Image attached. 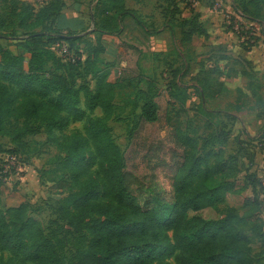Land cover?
Segmentation results:
<instances>
[{"label": "rangeland", "instance_id": "1", "mask_svg": "<svg viewBox=\"0 0 264 264\" xmlns=\"http://www.w3.org/2000/svg\"><path fill=\"white\" fill-rule=\"evenodd\" d=\"M65 1L63 12L54 17L52 26H71L69 16L74 14L75 18H83L86 25L72 31L85 34L71 49L65 43L54 47L62 59L48 62L45 68H56L76 87L85 83L93 88L95 80L90 72L84 71V62L87 44L93 43L97 36L90 31L95 28L90 20L95 0ZM45 2L47 0L28 3L37 11ZM221 3V10L215 11L210 0H126L127 6L136 8L142 24L126 18L123 20L125 32L120 36L103 35L105 50L99 55L103 61H97L95 66L106 74L107 80L116 84L114 114L108 124L123 153L126 169L144 183H156L164 190L166 199H170L171 167L153 168L144 157L146 146L152 147L164 138L158 153L171 166L173 158L181 159V151L177 150L178 155L173 156L174 147L167 141L170 129L176 127L196 141L192 150L195 155L203 156L221 148L226 163L235 166L231 179L236 191L228 192L225 201L216 208H205L195 214L203 219H215L230 208L245 215L251 211V218L242 230L250 235V255L255 264H264V244L249 229L252 222L264 224V68L252 64L246 55L251 48H246L248 45L231 27L235 20L251 22L247 18L250 16L256 21L249 31L261 33L264 25L259 27L258 24L264 15V5H259L257 13L248 0H221ZM223 13L230 16V24ZM60 23L62 26H58ZM132 26L135 30H131ZM191 28L197 31L186 40L184 33ZM0 30L12 31L11 28ZM150 30L157 31L149 35ZM255 37L257 42H264L262 34ZM0 42L17 53V39L3 38ZM143 76H147L148 81ZM203 81L205 90L201 92ZM212 90H217L218 94L210 97ZM141 91H148L146 95L158 104L160 119L145 123L130 139L128 129L138 117L143 102ZM43 103L49 108L54 103V95ZM78 109V117L66 119L52 134L46 132L43 123H31L33 132L24 136L22 147L12 145L7 136L0 135L5 151L16 148L21 153L18 160L0 153V165L9 170L1 186L0 206L8 218L11 205L21 203L27 215L41 222L64 264H76L77 255L88 246L92 237L90 229L99 221V216L74 211L71 207L66 211L63 199L77 194L78 190L63 167L66 148L58 142L71 136L84 142L82 176L95 179L99 186L98 200L109 203V198L103 195L107 186L104 163L88 132V120L101 112L98 108L89 111L82 103ZM152 172L154 177H151ZM168 234L171 237V231ZM176 254L175 248H167L162 262L176 264Z\"/></svg>", "mask_w": 264, "mask_h": 264}, {"label": "trees", "instance_id": "2", "mask_svg": "<svg viewBox=\"0 0 264 264\" xmlns=\"http://www.w3.org/2000/svg\"><path fill=\"white\" fill-rule=\"evenodd\" d=\"M248 3L259 13V5H264V0H248ZM63 7L64 0H47L37 11L24 0H0V29H12L6 33L0 30V40H18L15 54L0 42V135L7 136L12 145L22 147L24 136L33 132L31 123H43L46 132L52 134V130L61 128L66 119L78 117L80 103L89 111L100 110V115L88 120V132L104 163L107 186L103 195L109 198L108 204L98 200L97 181L82 176L84 142L76 136L58 142L66 148L63 167L78 190L77 194L63 199L66 211L71 207L74 211L99 216V221L90 229L92 237L88 246L77 255L76 264H168L162 262V258L170 247L177 250L176 264H255L250 255V235L242 230L251 218V211L245 215L230 208L215 219H203L195 214L205 208H216L225 201L228 192L236 191L231 179L235 166L226 163L221 148L203 156L195 155L192 150L196 141L172 127L167 141L174 147L173 156L178 155L177 150L181 151V159L173 158L170 166L158 153L164 138L152 147L147 145L144 157L153 168L171 167L170 199H166L164 190L156 183H144L126 169L123 153L108 124L114 114L116 84L107 80L106 74L96 69L95 63L103 61L99 57L105 50L103 35L122 34L125 18L142 24L136 10L126 7L125 0H96L91 20L95 28L90 31L97 36L93 43L87 44L84 62V71L90 72L95 80L91 88L85 83L76 87L56 68H45L48 62L62 59L54 47L65 43L71 49L85 34L73 32L70 27L52 26L54 17ZM261 17L260 26L264 25V15ZM247 18L256 21L250 16ZM263 28L261 34L264 37ZM156 31L147 33L153 35ZM196 31L191 28L184 33L186 40ZM254 44L248 43L246 48ZM142 78L148 81L147 76ZM204 82L200 85L201 92L205 90ZM140 93L144 95L141 97L143 102L138 117L128 129L130 139L145 123L160 119L158 104L146 95L148 91ZM51 94L54 103L48 108L43 100ZM219 145L221 147V143ZM16 150L5 151L0 144V153L20 157L21 153ZM7 175L0 165V196ZM154 176L152 172L151 177ZM263 228L262 222L249 225L264 244ZM0 264L64 262L41 222L27 215L19 204L9 209L8 218L0 206Z\"/></svg>", "mask_w": 264, "mask_h": 264}, {"label": "crops", "instance_id": "3", "mask_svg": "<svg viewBox=\"0 0 264 264\" xmlns=\"http://www.w3.org/2000/svg\"><path fill=\"white\" fill-rule=\"evenodd\" d=\"M24 1H27L29 3L30 2L33 3V0H24ZM69 1L70 0H66L65 3H68ZM76 1H79V0H76ZM94 4H96V0L94 1ZM125 6L128 7V8L134 9V10L136 9V8H132L130 6H127L126 0H125ZM63 8H62L61 12H63ZM72 8H74L73 11H76L75 8H77V7H76V5H73ZM69 17L72 19L71 20L72 24H71V26H69L70 28H72L71 30L80 29L83 25H86V22H85V20L83 18H80V17L75 18L76 16L74 14H71V16H69ZM72 17H74L75 19L72 18ZM127 19H128V21H132L131 18H127ZM90 20H92V13L90 14ZM125 20H126V18L124 19V21ZM58 26H62L61 23L58 24ZM133 29L135 30V26L131 27V30H133ZM124 32H125V27H124L123 33ZM128 32H129V30H128ZM246 55H247L248 59L250 61H252V64H254V65L256 64V66H258V67H260L262 69L264 68V42H257L256 44H254L251 47L250 51L246 52ZM246 76H248V75H246ZM222 80H224V79H222ZM211 92L213 93V96H216L218 94L217 90H212ZM19 204H21V203H19ZM19 204H17V205H19ZM17 205H11V206H17Z\"/></svg>", "mask_w": 264, "mask_h": 264}, {"label": "built area", "instance_id": "4", "mask_svg": "<svg viewBox=\"0 0 264 264\" xmlns=\"http://www.w3.org/2000/svg\"><path fill=\"white\" fill-rule=\"evenodd\" d=\"M211 1V8L212 10L217 11L218 9L221 10V0H210ZM223 18L226 20L227 23L230 24V16L227 13H223ZM254 22H246V21H233L232 23V32H234L235 34L239 35L241 37V39L246 43V44H256L257 43V37L261 36L260 32L255 33L254 30L249 31V28L255 26V24H253ZM258 26L260 27V24H258ZM8 158H12V159H17L20 157H16V156H9L7 155ZM3 167V172H8L9 174V170L6 168V166H2ZM6 178V177H5Z\"/></svg>", "mask_w": 264, "mask_h": 264}]
</instances>
